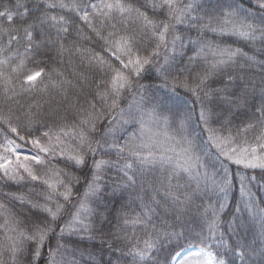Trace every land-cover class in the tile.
I'll return each mask as SVG.
<instances>
[{"label": "snow or ice", "instance_id": "obj_1", "mask_svg": "<svg viewBox=\"0 0 264 264\" xmlns=\"http://www.w3.org/2000/svg\"><path fill=\"white\" fill-rule=\"evenodd\" d=\"M249 3L254 7H244L238 0H214L211 6L207 0H34L29 7L16 0L15 11L8 6L0 11L8 23V27L0 23V182L32 183L28 196L4 195L35 210L21 216L0 201V264H78L79 249L65 242L73 235L123 251L113 249L103 231L114 202L109 197L117 196L124 197L118 210L122 227L111 235L129 244L132 264H161L157 257L169 249L163 264H236V259L241 264H264V197L252 192L256 176L244 171L264 173V61L242 48L205 39L208 33L236 37L264 49V0ZM14 19L18 25H13ZM73 32L77 38L95 36L102 42L104 54L81 49L74 40L69 44L81 54L82 64L86 60L90 69L109 74V79L101 80L83 103L75 100L68 106L74 114L71 121L51 101H44L56 127L35 126L49 111L35 94L48 93L51 87L66 99L68 89L76 85L61 71L54 70V79L43 68L33 70L28 64L45 49H55L60 56L70 52L65 41ZM146 41L152 44L150 50L141 47ZM162 52L168 55L159 64ZM186 53L191 54L184 63ZM238 58L258 66L262 73L258 86L249 78L239 91L233 90L236 78L228 69ZM157 64L158 87L172 93L168 100L139 90L142 74L150 70L147 66ZM73 75L81 83L87 79L83 72ZM178 87L199 102L195 125ZM23 97L31 102L22 104ZM106 112L114 113L107 121ZM21 118L22 128L13 123ZM249 132L254 144L247 139ZM57 158L64 168L52 163ZM88 158L91 175L83 191L76 192L81 178L68 169L80 168ZM230 165L240 166L241 199L228 226L247 215L253 228L258 225L259 247L256 232L245 243L231 239L238 235L235 228L227 234L221 229V214L234 184ZM113 168L116 177L106 180ZM129 189H139L140 211L134 215L125 211L131 204L130 195L125 197ZM158 207L165 215L170 210L173 221L160 217ZM193 209L197 214L193 219L201 225L196 233L198 250L177 259L181 253L176 249L189 239L184 217ZM154 217L161 220L159 225ZM137 227L146 239L136 237Z\"/></svg>", "mask_w": 264, "mask_h": 264}, {"label": "trees", "instance_id": "obj_2", "mask_svg": "<svg viewBox=\"0 0 264 264\" xmlns=\"http://www.w3.org/2000/svg\"><path fill=\"white\" fill-rule=\"evenodd\" d=\"M23 3L27 4L29 7H32L34 0H22ZM214 2V0H207L208 6H211V4ZM239 3H241L244 7H254V4L249 3V0H238ZM16 4V0H0V11L4 10L5 6H8L13 11H15L12 6ZM149 15L151 16L152 13L149 12ZM73 19H75L73 15ZM0 23H2L5 27H8V23L3 18H0ZM13 25H18L17 20H13ZM78 23V21H77ZM75 27V25H74ZM183 28V26H181ZM87 35H91V33H88L87 30H85ZM192 38L196 39V33L193 31L191 33ZM205 39L207 40H213L216 43H226L233 47H239L242 48L245 52H247L250 56H255L258 61H264V49L261 48V45L257 43L255 47L252 45L247 44L246 42L236 38V37H214L211 33H208L205 36ZM75 41V46L80 47L81 49L87 48L91 49L94 52H101V54H104L102 52V42H100L95 36H92L91 40L84 39V38H77L75 36V33L73 32V35L68 38V40L65 41L66 46L70 47L72 50L70 52H65L63 56L57 55L55 49H45L42 54L35 56L34 62H31L28 64V67L33 70H38L39 68H43L45 73H51L53 78L55 79V71H61L64 73V75L73 81V84L76 85L75 88H69L67 91V98L64 99L61 97L59 92H57L55 89H52L49 87L48 93H36L34 98L37 99L40 103H44V101H51V105L53 108H56L61 114L67 115L69 121H71L74 118L73 112L68 108V106L75 100H79L81 103H83V99L85 96L89 95L90 93H93L96 90V85L101 80H107L109 79V74H101L99 72H96L92 69H90L87 66V61L82 64L81 59L82 56L80 53L75 52V47L71 44H69V41ZM15 47V45H14ZM142 48L147 47L149 50L152 47L151 42H144L141 45ZM20 51H23V48H20ZM191 53H186L184 57V63L187 62V55H190ZM168 55V53H161V56L159 57V64L164 63V56ZM179 55V53H177ZM106 59H109V57L106 56ZM112 63L116 64L117 67H119L118 62H116L114 59L112 60ZM159 64L155 66H147L150 70H148L146 73L142 74V78L139 80V85H142L143 88H140V91H147L145 92L146 95L155 96L157 98H162L164 100H168L171 98L172 93L170 89H161L159 88V84L161 83L159 76L157 72L155 71L156 67H159ZM55 70V71H54ZM79 74L80 72H83L87 79L81 83L79 79H77L73 72ZM228 73L233 75L235 80L236 87L233 89L234 91H239L240 87L245 84L246 81L251 78L252 82L255 83L257 86L259 85L260 77L262 73L260 72L258 66L252 65L250 66L246 59L238 58V61L235 65H233L231 68L228 69ZM173 75H178L177 73H174ZM43 79V76L40 78ZM172 77H169V80L171 81ZM45 83H47V80H45ZM214 87L217 86L216 84L213 85ZM177 92L179 93V98L184 101L185 105L192 110V124L195 125L196 116L199 112V102L196 101L195 97L192 96L191 93L185 92L181 88H177ZM124 97H128V93H124ZM31 102V98L29 97H23L21 98V103L27 105V103ZM121 104L124 107H127L126 104L123 103V99L121 100ZM13 110L15 111L16 106L13 105ZM44 108L49 109V104L44 103ZM67 110V111H66ZM163 110V109H162ZM114 113L112 112H106L104 115V120L107 121L111 118V116ZM169 116H171V113H165ZM16 115H20V112H16ZM50 116V109L49 111L43 112L41 114V119L35 126L45 125V126H51L56 127L55 122L49 118ZM14 124H19V126H23L25 121L23 118L19 122H17L15 119H13ZM236 124H239V120L235 121ZM100 128H103V125L98 126ZM21 134H25L23 130L21 131ZM38 135V134H37ZM253 132H249L247 134V139L250 143L254 144L255 141L253 139ZM19 142V141H18ZM43 142V141H42ZM99 159V157H97ZM105 159H112L115 160V157H105ZM54 165L60 168H64L65 165L62 160L57 158V160L52 162ZM120 163H123L121 161ZM230 175L235 172L234 176V184L231 193L228 197V203L226 207L224 208L222 214H221V229L225 231V233L232 232V228H235L236 233L238 235H233L231 239L234 241L238 238H242L243 242L250 243L253 240V234L256 232L257 239H256V247H259V239H258V225L253 228L251 222L248 220L247 215L241 216L240 219L236 220L232 224V228H229V222L233 221V217L235 215L234 213V205L238 204L240 202V194H239V180L238 176L240 175L239 168L240 166L230 165ZM69 171H72L75 173V175L79 176L81 178V182L79 185H77L74 188V191L81 192L83 191V186L85 183V179L91 175V159L88 158L86 160V164L81 166L80 168H69ZM245 173L249 175H255L256 180L253 182L250 187L252 188V192H254L258 197H264V179H262V176H264V173L261 172V170H244ZM116 177V169H112L106 173L105 179L108 180L109 178H115ZM147 187V186H146ZM32 190V183L24 182L20 185L16 184H4L3 182H0V201H3L8 204L10 208H12L15 212H17L18 215L26 216L29 213L35 214V210H30L27 205H19L16 202H13L9 200L4 194L5 193H17V194H24L25 196H28L29 192ZM42 189H37V191ZM150 191V189H148ZM139 189H129L127 193H125V197L130 195L131 198V204L130 207L125 209L130 215H134L136 212L140 211L139 208V201L136 199V195ZM143 195V193H140ZM32 199H39L38 197H31ZM159 199V197H157ZM109 199L114 200V202L110 205V213L108 214V218L110 223H105L103 225V231L105 234V239L110 241L112 243L113 249H123V251H113L110 250L106 245L102 246L98 243H96L93 240L88 239H80L78 236H70L65 241L70 246H75L79 249L78 253L75 255V259L77 260L78 264H109V261L111 260L112 264H132V257L129 256L127 253L129 251V244L125 242L124 240H118L115 239L111 233H116L117 229L119 227H122V221L118 219V210L120 208V203L124 199V197L117 196L115 198L109 197ZM42 202V201H41ZM156 213L162 217L163 219L168 220L169 222L173 221V217L171 215V211L169 210L168 215H165L164 210L162 208H156ZM196 212L193 209L192 212H190L188 215L184 217V229L186 230L189 239L186 241H183V247L177 248L176 251H181L183 249H186L190 246H197L199 244V241L196 238V233H198L201 229V225L199 224L198 220L193 219L194 216H196ZM3 222V219L0 218V223ZM154 222L156 224H160L161 220L156 219L154 217ZM131 226H129V229L126 231H130ZM136 237L140 240L146 239L143 231L137 227L135 229ZM3 233L0 232V241H2ZM54 242V241H53ZM143 245L141 244V247ZM171 252V249L168 251H161L159 256L157 257L161 264H163L164 259L169 255ZM174 254V253H173ZM236 264H241L239 259H236Z\"/></svg>", "mask_w": 264, "mask_h": 264}, {"label": "rangeland", "instance_id": "obj_3", "mask_svg": "<svg viewBox=\"0 0 264 264\" xmlns=\"http://www.w3.org/2000/svg\"><path fill=\"white\" fill-rule=\"evenodd\" d=\"M197 250H198V247H195V246H191V247H188L186 249H183L180 251V253H181L180 257H177V259H182L184 257V255H186L188 252H194Z\"/></svg>", "mask_w": 264, "mask_h": 264}]
</instances>
